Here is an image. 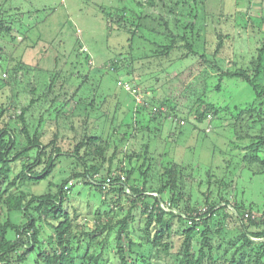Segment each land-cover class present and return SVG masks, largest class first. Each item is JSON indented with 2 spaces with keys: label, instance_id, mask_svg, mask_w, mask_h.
<instances>
[{
  "label": "trees",
  "instance_id": "1",
  "mask_svg": "<svg viewBox=\"0 0 264 264\" xmlns=\"http://www.w3.org/2000/svg\"><path fill=\"white\" fill-rule=\"evenodd\" d=\"M132 1L142 10L132 11L130 23L125 8L117 7L108 17L112 23L128 24L132 50L139 39L138 49L146 44L151 47L141 52L150 64L158 62L155 82L178 62L193 58L209 65V56L217 58L223 52L229 35L222 31L215 32L214 51H208L212 16L206 9L208 0ZM248 2L254 5L256 1ZM258 4L264 11V0ZM144 9L151 12L146 14ZM4 21L0 11V32L10 34L14 26H4ZM144 31L155 33L156 40L151 41ZM22 62L8 71L19 82L31 70ZM120 62L121 57L107 70L119 72ZM212 67L224 78L248 83L256 100L246 109L235 107L233 135L245 143L246 152L239 159L241 166L234 163L235 156L229 157L218 176L210 165L206 182L201 181L198 190L188 166L163 154L152 155L149 143L140 152L125 151L124 146L140 130L152 134L153 122L175 121V131L181 136L187 124L199 130L198 124L209 115L218 118L225 109L206 101L204 94L195 107L181 112L173 99H150L143 92L150 106L136 107L135 103L126 110L118 95L112 100L105 97L101 103L97 95L90 100L78 98L87 77H81L71 92L55 70L48 73L43 90H30L34 96L27 105L20 107L15 96L1 103L0 264H264V206L251 203L246 207L233 195L244 170L264 178V84L260 82L264 78V38L248 66L235 63L226 71ZM81 106L83 113L77 114ZM76 118L83 120L78 126L75 121L67 123ZM29 119L35 125L28 124ZM255 129H259L257 134L252 133ZM108 179L112 183L104 190ZM42 184L44 190L37 191ZM202 184L208 185L206 191L200 190ZM77 185L90 192L76 193L87 203L92 196H100L92 224L88 218L82 223L78 211L70 209ZM161 203L174 211L163 209ZM246 214L257 216L246 218ZM46 226L51 233L47 234Z\"/></svg>",
  "mask_w": 264,
  "mask_h": 264
},
{
  "label": "rangeland",
  "instance_id": "2",
  "mask_svg": "<svg viewBox=\"0 0 264 264\" xmlns=\"http://www.w3.org/2000/svg\"><path fill=\"white\" fill-rule=\"evenodd\" d=\"M261 5L257 2L254 5L249 4L248 0H208L206 9L212 14L207 32L208 51H214L216 31L229 35L220 56H209L212 65L222 67L226 71L233 69L235 63L240 67L250 64L264 38V11ZM117 7L127 10L126 18L129 23L134 17L132 11L139 13L142 10L132 0H0L4 26H14L10 34L0 32V49L3 53L0 57V105L11 96H15L14 101L18 100L20 107L27 105L34 96L30 94V90L33 87L43 90L44 82L49 78L48 73L55 70L61 73L60 81L65 82L71 92L79 86L81 77H87L78 98L90 100L97 95V102L101 103L105 97L111 99L113 95H118L119 103H122L126 110L132 109L136 102L132 95L118 87L119 80L130 82L132 79V83H138V87L142 92H146L150 99H173L181 112L195 107L197 100L204 94L206 101L225 109L218 118L212 122L206 120L198 124L199 130H194L193 124H187L181 136L175 131V121L160 124L153 122L150 127L152 134L149 135L147 130H140L134 138L125 143L124 150L140 152L143 146L149 143L152 155L163 154L188 166L197 190L201 181L206 182L207 168L210 165L218 176L222 174L225 160L229 157L235 156L234 163L241 166L239 159L246 152L245 143L238 141L233 135L232 125L237 114L235 107L246 109L254 103L255 90L241 79L222 77L211 64L206 65L200 59L193 58L178 62L171 68L170 73L177 75L176 77L170 76V73L161 74V80L155 82L154 70H159L158 62H155V65L150 64L148 60L143 59L145 53L141 52L151 47L146 44V48L141 46L138 49L141 43L139 39L132 50L128 42V24L119 25L118 20L112 23L108 17ZM143 11H146V14L151 12L149 9ZM258 26L261 28L258 29ZM149 33L144 31L145 36L155 41V33ZM5 35L14 36L17 40ZM82 46H85L88 52H82ZM120 57V71H109L112 63ZM20 61H23L21 65L24 67L31 68L29 73L23 74L22 82L16 81L10 74L11 68ZM23 72L24 70L21 71ZM78 72L82 76H79ZM219 80L221 81L218 83ZM260 82L264 84V78L260 79ZM218 84L221 85L220 90L216 88ZM13 109L11 107L14 112ZM16 110L20 113L19 108L16 107ZM83 110L84 106H81L77 114L83 113ZM120 115L124 118L123 114ZM81 120L82 118L71 119L67 123L75 121L78 126ZM30 123L35 125L29 119L28 124ZM101 123L102 121L98 125L101 126ZM209 126L211 132L205 133ZM50 129L52 132L54 128ZM258 130L255 129L252 133L257 134ZM120 158H124V154H120ZM256 166L253 167L255 171ZM44 188L42 184L35 189L42 192ZM207 189V184L200 187L202 192ZM74 191L75 194L80 191L90 193L81 185H77ZM233 195L237 200L243 201L246 207L254 203L258 208H262L264 178L244 170ZM99 197V194L92 196V202L87 203L86 198L76 194L71 202L73 208L70 209L78 211L82 223L83 218H88L89 224H92L95 219L94 211L100 206ZM90 212L93 214H88ZM45 229L47 234L51 233L48 226ZM109 240L112 241L113 237Z\"/></svg>",
  "mask_w": 264,
  "mask_h": 264
},
{
  "label": "built area",
  "instance_id": "3",
  "mask_svg": "<svg viewBox=\"0 0 264 264\" xmlns=\"http://www.w3.org/2000/svg\"><path fill=\"white\" fill-rule=\"evenodd\" d=\"M81 51L82 52H88V49L85 47V46H82L81 48ZM6 76V75H5ZM118 87L120 89H122L123 91H125L126 93L132 95L135 99V102H136V107H146L148 108L150 105L147 101V98H146V95L142 92V90L138 87H136L134 84H132L131 82H127V81H124V80H119L118 81ZM156 111H159V110H162V111H165V108H160V109H155ZM208 120L209 121H212L213 120V117L212 115H209L208 116ZM181 124H185L184 121H181ZM207 132H211V128L209 127L207 129ZM112 181L111 179H108L107 182L104 184V187L103 189L106 190L110 187ZM127 192H129V189H127ZM161 207L167 211H174L172 209H170L169 205L167 204H164V203H161ZM259 215H262V213H259ZM257 215L253 214V215H249V214H246V218H249V217H252V218H256Z\"/></svg>",
  "mask_w": 264,
  "mask_h": 264
},
{
  "label": "crops",
  "instance_id": "4",
  "mask_svg": "<svg viewBox=\"0 0 264 264\" xmlns=\"http://www.w3.org/2000/svg\"><path fill=\"white\" fill-rule=\"evenodd\" d=\"M257 2V1H256ZM258 3V2H257Z\"/></svg>",
  "mask_w": 264,
  "mask_h": 264
}]
</instances>
